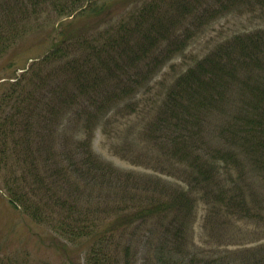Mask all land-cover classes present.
<instances>
[{
    "label": "trees",
    "instance_id": "1",
    "mask_svg": "<svg viewBox=\"0 0 264 264\" xmlns=\"http://www.w3.org/2000/svg\"><path fill=\"white\" fill-rule=\"evenodd\" d=\"M243 1L264 5L145 0L131 13L119 7L118 20L117 0H0V57L45 16L72 17L57 25L48 54L0 99L9 203L45 225L51 248L83 254L82 264H264V244L208 260L184 237L196 194L211 210L216 203L239 217L261 215L264 197L245 171L264 179V28L215 47L170 83L155 106L146 136L167 163L187 167V188L118 172L91 145L92 122L134 100L187 47L195 31L182 26L185 20L217 17ZM71 106L81 111L84 128L73 147L54 139L56 120ZM220 162L237 169L232 195L220 180ZM96 187L104 191L98 202L82 205L87 189Z\"/></svg>",
    "mask_w": 264,
    "mask_h": 264
},
{
    "label": "rangeland",
    "instance_id": "2",
    "mask_svg": "<svg viewBox=\"0 0 264 264\" xmlns=\"http://www.w3.org/2000/svg\"><path fill=\"white\" fill-rule=\"evenodd\" d=\"M144 1L134 0L131 3V0H117L116 19L119 20L120 17L119 7L126 5L123 14L129 11L131 13L137 4L140 6ZM71 19L72 17H64L57 20L52 17L49 20L45 16L39 22L33 23L32 30L24 37L16 39L12 47L0 57V99L6 94L8 96L12 91V84L48 54L52 48L53 37L58 38L57 34L53 35L57 25ZM202 20L183 22L184 28L192 27L195 31L188 40L187 47L169 60L149 85L137 93L134 100L123 103L101 120L92 122L94 129L91 145L94 154L118 172L133 173L153 180L162 179L171 187H188L184 179L187 167L167 163L157 145L146 136L149 123L155 117V106L165 98L164 91L170 83L215 47L234 35L264 28V5L257 2L251 5L243 1L233 5L223 15L214 17L206 14ZM78 108L81 109V106ZM77 112L81 111L71 106L62 113L59 124L58 119L56 120L58 127L54 139L57 142L63 140L62 142L73 147L78 140L83 139L84 128ZM245 172V178L251 183L254 192H259L264 197V179L253 175L248 167ZM8 173L10 171L7 166L0 164V259L12 261V264H82L83 254L72 251L70 256H65L59 250L51 248L50 235L45 225L36 224L10 205L9 193L5 188V177ZM237 176V169L231 162L226 165L220 162L219 177L228 185L226 189L229 195L234 194L233 180L236 181ZM240 185L244 186L242 182ZM87 192L80 201L84 206L86 201L95 204L98 202L96 196L104 193L99 187L93 190L89 188ZM246 192L250 199V191L246 189ZM88 194H93V198ZM196 195L193 196L195 204L184 237L188 248L198 254V258L213 260L230 252L264 244V199L259 206L261 215L239 217L228 213L222 204L212 203V211L205 201L200 200L201 194ZM112 196L115 197V194L112 193ZM212 201L216 202L214 198ZM253 205L255 208L252 206V212L256 213V203ZM139 263L142 264L141 261Z\"/></svg>",
    "mask_w": 264,
    "mask_h": 264
}]
</instances>
